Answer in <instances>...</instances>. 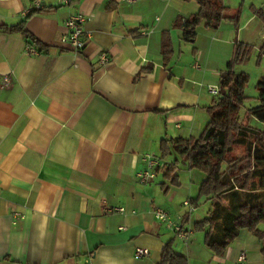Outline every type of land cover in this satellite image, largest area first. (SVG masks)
<instances>
[{
    "label": "crops",
    "instance_id": "0c3cea01",
    "mask_svg": "<svg viewBox=\"0 0 264 264\" xmlns=\"http://www.w3.org/2000/svg\"><path fill=\"white\" fill-rule=\"evenodd\" d=\"M224 2L227 14L239 13L237 24L202 21L186 39L174 23L198 12L196 0H43L42 9L0 0V26L35 11L24 26L43 45L0 29V76L11 80L0 85V264H160L168 243L189 264H233L242 251L248 263L264 264V241L245 228L223 256L206 246L195 224L209 208L185 204L204 174L186 157L174 173L178 185L164 170L148 182L137 176L144 155L160 157L162 140L201 134L214 98L208 86L221 84L235 43L262 47L264 0ZM79 12L87 16L82 50L62 41ZM120 206L128 212L114 210ZM157 207L191 229L188 243L156 218ZM140 246L149 255L136 258Z\"/></svg>",
    "mask_w": 264,
    "mask_h": 264
},
{
    "label": "trees",
    "instance_id": "16d2710c",
    "mask_svg": "<svg viewBox=\"0 0 264 264\" xmlns=\"http://www.w3.org/2000/svg\"><path fill=\"white\" fill-rule=\"evenodd\" d=\"M196 1L200 5L198 12L183 22L178 19L174 23L182 26L186 39L195 38V27L202 21L212 28H217L224 20L238 23L239 13L227 14L228 6L224 0ZM34 12H30L19 24L0 26V29L21 31L42 48L40 41L24 26ZM258 14L264 18L263 12ZM162 43L163 53L169 58L173 47L168 31L163 33ZM252 48L251 44L242 41L235 43L233 56L226 63L225 75L221 78L226 93L214 96L207 107L209 120L201 134L198 137L164 139L160 147V158L175 155L172 161L164 163V175L174 185L180 183L174 173L184 157L190 169L204 174L199 194L190 198V202L194 207L202 199L209 202L207 216L196 222L195 229L206 231L205 244L218 256L226 253L241 229H248L264 239V230L260 227L264 223V128L241 119L248 76L235 70L236 65L249 56ZM260 54L264 56V42ZM257 88L259 102L250 106L247 114L264 125V76L259 79ZM238 146H243L246 152L236 155L234 152ZM160 264H189V261L184 253L176 251L168 243Z\"/></svg>",
    "mask_w": 264,
    "mask_h": 264
},
{
    "label": "built area",
    "instance_id": "2783aa9c",
    "mask_svg": "<svg viewBox=\"0 0 264 264\" xmlns=\"http://www.w3.org/2000/svg\"><path fill=\"white\" fill-rule=\"evenodd\" d=\"M73 0H62L64 3H70ZM134 1V0H129ZM33 6L36 9L43 8V0H32ZM87 16L79 12L75 15L70 16L66 21V35L63 37L62 41L65 43L70 44L73 48L76 50H82L87 44V39H84V34L86 33L84 24L86 22ZM26 51L30 54H38L39 50L33 46L32 44H26L25 47ZM100 58L102 62L108 61V53L106 51H102L100 54ZM11 83L10 76L9 75H3L0 76V85L1 86H9ZM208 91L213 95L217 96L220 94V85H209ZM143 160L146 162L147 166L142 171H139L137 173L138 178L141 182H148L154 178H156L161 170H164V164L161 161V158L155 154H146L143 157ZM185 204L189 206L190 210H194V206L191 204L190 200H186ZM115 211L121 212V213H127V209L124 206L116 207L114 208ZM132 212H135L134 210ZM156 218L166 223V225L172 229L176 235L185 243H188L191 236V229L186 227L181 222H175L173 219H171L168 212L161 208L157 207L154 210ZM150 250L147 247H137L135 250V257L141 258L144 256L149 255ZM247 253L245 251H242L239 255V262L233 263V264H250L247 262Z\"/></svg>",
    "mask_w": 264,
    "mask_h": 264
},
{
    "label": "rangeland",
    "instance_id": "374dc122",
    "mask_svg": "<svg viewBox=\"0 0 264 264\" xmlns=\"http://www.w3.org/2000/svg\"><path fill=\"white\" fill-rule=\"evenodd\" d=\"M235 70L237 73H245L248 76V81L245 86V100L244 103L241 107L240 111V117L246 122H250V124L258 126L260 128H264L263 123L259 122L255 118H251L247 114V109L250 106L258 104V88H257V83L259 79L264 76V56H261L260 54V49L255 48L253 46L249 56L243 61L240 62L236 65ZM245 148L243 146H238L235 150L236 155H242L244 154ZM182 166V165H179ZM199 171V170H195ZM209 208V203L206 202L205 200H200L199 205L197 207H194L195 209H198L197 212H203L204 210H207ZM264 225V223L260 224ZM262 228V227H261ZM179 243L182 241L177 237ZM183 242V241H182ZM185 245V242H183Z\"/></svg>",
    "mask_w": 264,
    "mask_h": 264
},
{
    "label": "water",
    "instance_id": "95a60500",
    "mask_svg": "<svg viewBox=\"0 0 264 264\" xmlns=\"http://www.w3.org/2000/svg\"><path fill=\"white\" fill-rule=\"evenodd\" d=\"M225 74L223 73V75L222 76H224ZM226 93V89L224 88V86L222 85V84H220V94H225ZM263 241H264V239H263Z\"/></svg>",
    "mask_w": 264,
    "mask_h": 264
}]
</instances>
